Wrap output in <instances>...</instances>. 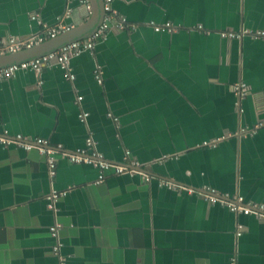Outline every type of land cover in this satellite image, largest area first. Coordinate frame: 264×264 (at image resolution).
<instances>
[{
	"label": "crops",
	"instance_id": "1",
	"mask_svg": "<svg viewBox=\"0 0 264 264\" xmlns=\"http://www.w3.org/2000/svg\"><path fill=\"white\" fill-rule=\"evenodd\" d=\"M113 9L137 29L113 28L93 52L73 58L74 82L57 64L1 82L0 131L69 152L92 134L107 161L122 163L130 151L151 182L109 173L96 184V167L63 158L52 179L37 150L0 144V264H58L50 233L57 223L68 264H229L233 257L264 264L263 222L160 186L210 187L264 204V127L239 134L264 121V42L219 36L264 29V0H114ZM90 16L81 0H0V39L44 25L76 28ZM150 22L179 30L156 33ZM238 83L250 88L243 113L232 89ZM216 138L224 139L215 148L198 147ZM53 190L68 191L55 211L47 202Z\"/></svg>",
	"mask_w": 264,
	"mask_h": 264
},
{
	"label": "built area",
	"instance_id": "2",
	"mask_svg": "<svg viewBox=\"0 0 264 264\" xmlns=\"http://www.w3.org/2000/svg\"><path fill=\"white\" fill-rule=\"evenodd\" d=\"M113 1L114 0H104V10L106 13L104 21L91 37L73 42L58 51L49 53L35 60L0 68V84L2 81L12 79L20 71L33 70L39 74L43 67L53 64H57L61 67L63 70V76L67 81L74 82L76 80V75L71 67V60L73 58L79 57L85 52H93L96 46L107 37L113 28L119 31H134L137 29V26L129 24L125 17H119L117 15V12L113 9ZM81 3L86 6L87 10L91 14V1L81 0ZM35 18L36 17H34V19ZM115 21L116 24H114ZM149 25L156 33L173 34L179 30V27L175 26L172 22H165L162 24L150 22ZM71 29L72 28L63 25L62 23H58L55 26L44 25L41 32L28 37H10L7 39H0V57L32 49L33 47L46 41L55 39L57 36L68 32ZM198 29L206 34L209 33L207 30H204L203 26H198ZM219 36L224 40H242L245 37H249L253 40H261L264 42V29L250 30L243 28L240 31L227 30L219 32ZM94 76L97 83L102 85L104 77L101 66L96 67ZM232 89L236 98L235 105L237 109H239L240 113H243L244 110L242 108V101L249 95L250 88L245 83H238L235 84ZM82 101L83 97H78L77 104L80 105ZM89 115L90 114L88 112L81 110L78 118L82 123L87 124ZM109 117L113 118L117 125L120 124L119 118L114 117L112 114H109ZM262 127H264V121L258 122L253 128H242L239 134L245 137L253 136ZM223 139L224 138H216L213 140H207L198 147L212 149L215 148ZM0 144L5 148L15 146L25 151L37 150L41 155L46 157L49 168V176L52 179L57 176L60 158L66 159L72 164H89L96 167L99 172L96 184L104 183L109 173L114 175L128 174L130 176L140 174L143 176L144 181L148 183H150L152 179L151 176L145 174L143 170H141L142 165L138 160H136V158L132 157L130 151L126 152L124 162L122 163L107 161L104 156L98 152L97 144L92 134H89L86 138L85 147L77 150L76 152L64 150L61 145L54 147L50 144L48 139L44 138L30 139L21 134L11 136L8 130L0 131ZM160 186L173 190L177 193L187 192L189 194H196L211 205L218 204L227 208L234 214H242L244 216L253 215L257 220L264 223V204L246 203L244 197L242 196L231 197L229 194H220L217 190L210 187L196 190L170 181H161ZM67 194V190H53L51 194L47 196L48 208L55 211L60 199L65 197ZM60 229L61 225L58 223L50 227L51 236L55 240V244L52 247V253L59 257L58 264H68L67 258H65L61 253L63 243L60 239ZM244 230V225L239 224L237 235L241 236ZM229 264L239 263L237 262V259L233 257Z\"/></svg>",
	"mask_w": 264,
	"mask_h": 264
},
{
	"label": "water",
	"instance_id": "3",
	"mask_svg": "<svg viewBox=\"0 0 264 264\" xmlns=\"http://www.w3.org/2000/svg\"><path fill=\"white\" fill-rule=\"evenodd\" d=\"M90 1L92 4V13L90 19L84 24L72 28L70 31L57 36L55 39L46 41L32 49L0 57V68L35 60L49 53L58 51L73 42L91 37L103 23L106 13L104 10V0Z\"/></svg>",
	"mask_w": 264,
	"mask_h": 264
}]
</instances>
